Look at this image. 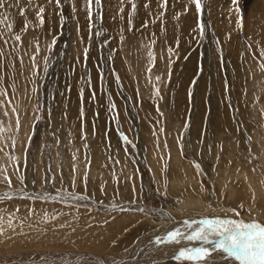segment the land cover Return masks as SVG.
<instances>
[{
    "label": "rangeland",
    "instance_id": "1",
    "mask_svg": "<svg viewBox=\"0 0 264 264\" xmlns=\"http://www.w3.org/2000/svg\"><path fill=\"white\" fill-rule=\"evenodd\" d=\"M263 56L264 0H201L199 13L191 0H4L0 264H53L85 239L114 264L160 228L132 206L209 217L232 204L263 222ZM178 249L152 264H189Z\"/></svg>",
    "mask_w": 264,
    "mask_h": 264
},
{
    "label": "bare ground",
    "instance_id": "2",
    "mask_svg": "<svg viewBox=\"0 0 264 264\" xmlns=\"http://www.w3.org/2000/svg\"><path fill=\"white\" fill-rule=\"evenodd\" d=\"M151 3V2H150ZM151 5H153V3H151ZM147 6V5H146ZM154 6V5H153ZM159 13V12H158ZM11 15V14H10ZM222 27V26H221ZM221 32V31H220ZM131 34V33H130ZM160 36V35H159ZM154 38V37H153ZM162 38V37H161ZM238 38V37H237ZM131 40V39H130ZM162 40V39H161ZM164 40V39H163ZM133 41V40H132ZM131 41V42H132ZM238 42H239V40H238ZM159 44H161V43H159ZM125 45V44H124ZM137 45V44H136ZM138 45H140V44H138ZM149 45V44H148ZM133 46V45H132ZM130 47H131V45H130ZM129 47V48H130ZM132 48L133 47H131V50H132ZM140 48V47H139ZM233 48V47H232ZM141 50V49H140ZM232 51V50H231ZM139 52V51H138ZM137 52V53H138ZM237 52V51H236ZM234 53V52H233ZM232 53V54H233ZM132 54H133V51H132ZM131 54V56H133ZM138 56V55H137ZM237 56V55H236ZM241 56V55H240ZM243 56H244V54H243ZM138 58V57H137ZM245 58L246 57H243L242 59V61L241 62H243L244 60H245ZM263 58H264V56H263ZM249 59V58H248ZM239 60V59H238ZM241 62L240 63H237L236 62V64H237V66L239 65V64H241ZM133 65H131V67H132ZM132 69V68H131ZM145 76V75H144ZM248 76V75H247ZM5 77V76H4ZM4 79V78H3ZM4 80H6V79H4ZM7 82V81H6ZM135 83V82H134ZM5 84H7V83H5ZM136 85V84H135ZM134 85V86H135ZM224 116V115H223ZM227 119V118H226ZM251 139V138H250ZM149 164V163H148ZM198 179V178H197ZM190 187V186H189ZM197 187H198V185H197ZM217 187V186H216ZM192 188V187H191ZM200 188V187H199ZM230 188V187H229ZM189 190H190V188H189ZM235 190H238L237 188L235 189ZM250 190V189H249ZM216 191V190H215ZM252 191H253V189H252ZM238 193H239V190H238ZM258 193V192H257ZM58 196V195H57ZM244 197V196H243ZM89 200V199H88ZM192 200V199H191ZM193 200H194V198H193ZM197 201V200H196ZM188 203V202H187ZM199 203V202H198ZM232 203V202H231ZM236 203V205L237 204H243V206H244V204L245 203H243V202H239V200L238 201H236L235 202ZM92 204H94V203H92ZM189 204V203H188ZM191 204V203H190ZM197 204V203H196ZM198 205V204H197ZM196 205V206H197ZM230 206H229V209H228V213H224V214H220V213H212L211 215L212 216H209V217H207V218H210V217H212V218H215V217H229V218H235V219H243V220H245L246 222H247V220H252L253 219V217L252 218H248V217H246V216H243V215H241L240 214V209H239V211H237V210H235V212H238L239 213V216H236L235 215V213L232 211L233 209H237V207H235V206H233L232 204H229ZM246 205V204H245ZM23 206V205H22ZM22 206L21 205H19V206H17V205H14V207L18 210V208L20 207V209L22 208ZM99 206V205H98ZM242 206V207H243ZM14 207L12 208V209H10V210H13V212H16V210L14 209ZM125 207V206H124ZM202 207H204V205L203 206H201V208ZM123 208V207H122ZM190 208V207H189ZM199 208H200V206H199ZM226 208V207H225ZM119 209H121V208H119ZM192 209V208H191ZM195 210H196V208H194ZM205 209V208H204ZM24 210V209H23ZM32 210H33V208H32ZM37 209H35V211L34 212H36V213H38L39 214V211H41V210H37ZM122 210V209H121ZM127 210L128 211H130V212H132V213H135V214H143V215H149L150 216V218L152 219V221L154 220V221H156V222H158L159 224H160V228H154V229H152V231L151 232H149V233H146V234H144L143 236H139L138 237V239H136V241L131 245V246H129V248L127 247V249H125L124 250V253L123 254H121V255H116L115 257H114V259H113V263L114 264H152L153 262H155V260H157V261H159V260H166V259H168V258H170V256H171V254L172 253H175L174 251L177 249V248H183V247H185V246H189V247H191V246H193V245H195V247H196V244H201L200 242H196V241H186V240H181V242L179 243V244H176V243H167V242H164V237L166 236V234H167V232L168 231H171V230H173L174 228H177V227H179V228H181V230L182 231H184V232H188V231H190V229H188L187 228V226H186V223L185 222H191V221H193V220H199V219H202V218H205V215H203V214H201V212H196L195 210L194 211H183L182 209L180 210L179 209V211L177 212V214L176 213H174V212H172V210L171 209H160L159 211H154V209L152 210L151 208L149 209V208H146V207H143V206H138V207H127ZM177 210V209H176ZM199 210V209H198ZM206 210V209H205ZM207 210H208V208H207ZM206 210V211H207ZM262 210V209H261ZM1 211V210H0ZM26 211V210H25ZM108 211V210H107ZM111 211V210H110ZM109 211V212H110ZM211 211V210H210ZM21 212H22V209H21ZM33 212V214H35ZM124 212V211H123ZM213 212V211H212ZM17 213V212H16ZM32 213V212H31ZM115 213V212H114ZM204 213V212H203ZM18 214V213H17ZM134 214V215H135ZM263 214V213H262ZM20 215H21V213H20ZM36 215V214H35ZM136 215V216H137ZM139 215V217H141ZM32 216V215H31ZM6 217V216H5ZM19 217V216H18ZM38 217H39V215H38ZM20 218V217H19ZM36 218V217H35ZM41 218V217H40ZM149 218V217H148ZM153 218H156V219H153ZM3 219H5V218H3ZM257 221H258V218H255ZM131 221V224H136V221L135 220H130ZM147 221H149V220H147ZM149 222H151V221H149ZM258 222H260V221H258ZM152 223V222H151ZM261 224L263 223L264 224V219H263V222H260ZM153 224V223H152ZM120 227V222H119V224H117L116 225V227ZM157 226V224H155V227ZM193 227H195V225H193ZM154 230V231H153ZM12 233V232H11ZM15 233V232H14ZM13 233V234H14ZM16 233H18V232H16ZM14 234V236H11L10 238H9V240L11 241L10 243H12V242H15V244L16 243H19V244H21V243H23L22 242V238H23V236H19L18 234ZM35 235H36V233H34ZM21 235H23V234H21ZM25 236V235H24ZM1 237H4V236H1ZM37 238V239H36ZM39 238V236L38 235H36V236H33V237H30V238H25L26 240H28V242L30 241L31 243H33L32 241L33 240H35V242L37 243V241H38V244L39 245H46V243H49L48 242V240L49 239H42L41 240V238L40 239H38ZM85 238V237H84ZM160 239V243H157L156 241H157V239ZM45 240V241H44ZM69 240V239H68ZM101 240L102 239H99V241H93V242H89V240L88 239H85L84 241H83V245H84V249L82 250V251H80V250H77V251H79V252H77V253H72V252H68V251H66V250H62V251H59V250H57V251H59V252H57V254H56V259H55V261L53 262V264H103V262L104 263H106V264H108V262H106L105 260V258L103 257V255H97V253H91V252H89V251H93V250H96L97 249V247L99 246V243H101ZM127 240H129L128 238H127ZM20 241V242H19ZM50 241V240H49ZM27 243V242H26ZM31 243H29V244H31ZM52 243V242H51ZM124 242H119L118 243V247L120 246L121 247V245L123 244ZM4 244V241H0V245H3ZM27 245H28V243H27ZM65 245H67V246H69L70 245V243H67V242H65ZM82 245V244H81ZM29 246V245H28ZM206 246H208L209 248H211V245H206ZM197 247H199V246H197ZM15 248V247H14ZM75 250V249H74ZM19 253V252H18ZM220 253V252H219ZM76 254H78L77 256H78V260L77 259H74V257H75V255ZM215 254H216V252L214 253V252H212L211 253V255H213V257L215 256ZM221 255H223L222 253H220ZM63 255H68L67 257H63L62 259H61V257L63 256ZM210 255V256H211ZM217 255V254H216ZM1 258L3 259L4 257H3V255L0 257V260H1ZM69 258H71V259H69ZM210 258V257H209ZM208 258V259H209ZM220 258V257H219ZM222 258V257H221ZM69 259V260H68ZM98 259H100V261H98ZM61 260V263H58V261H60ZM219 260H221V259H219ZM207 261V260H206ZM210 261H212V260H210ZM62 262H64V263H62ZM112 262V261H111ZM217 262V261H216ZM216 262H214V263H216ZM222 262H223V264H239V262L238 261H235V260H233L232 258H222ZM50 264V263H49Z\"/></svg>",
    "mask_w": 264,
    "mask_h": 264
},
{
    "label": "snow or ice",
    "instance_id": "3",
    "mask_svg": "<svg viewBox=\"0 0 264 264\" xmlns=\"http://www.w3.org/2000/svg\"><path fill=\"white\" fill-rule=\"evenodd\" d=\"M95 2L99 5L100 0H95ZM166 2L167 0H165V4ZM191 2L195 4L199 13L201 11V0H191ZM3 3L4 0H0V6ZM57 3H59V0H57ZM89 3H91V0H89ZM236 3L237 0H233V4ZM161 6L163 7L164 4ZM41 12H43V9H41ZM21 14H23V10H21ZM89 15L91 16V13ZM42 23L43 20L41 18ZM237 26L242 27L241 19L237 20ZM197 27L200 28L202 37L203 25L198 24ZM15 39L19 40L20 37L16 36ZM87 51L85 49V53ZM149 56H152L151 52H149ZM81 116H83V109H81ZM0 131H3L2 127H0ZM4 195L7 196V194ZM232 211L236 216H239L235 209ZM185 223L190 231L184 232L179 227L174 228L167 232L163 238L164 242L179 244L181 240L196 241L200 242L201 245H211V248L205 246L180 248L174 256L177 261H187L189 264H203L212 252H220L223 254L222 258H232L238 261L239 264H264V224H261L255 218L246 222L243 219L229 217H205ZM156 242L160 243L161 241L158 238Z\"/></svg>",
    "mask_w": 264,
    "mask_h": 264
}]
</instances>
